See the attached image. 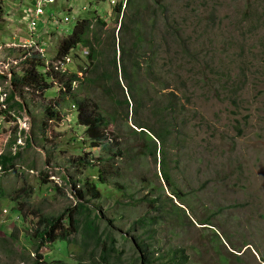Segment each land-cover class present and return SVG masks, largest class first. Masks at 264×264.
Wrapping results in <instances>:
<instances>
[{
    "label": "rangeland",
    "instance_id": "rangeland-1",
    "mask_svg": "<svg viewBox=\"0 0 264 264\" xmlns=\"http://www.w3.org/2000/svg\"><path fill=\"white\" fill-rule=\"evenodd\" d=\"M165 2L189 39L183 109L172 115L173 134L167 144L171 179L187 197L185 206L179 205L162 181L159 157L156 164L149 152L150 133L131 132L123 117L125 108L115 107L98 87L78 82L74 96L89 98L108 118L115 115L117 120L111 121L107 132L115 146L112 150L91 148L72 96L62 101L60 85L52 78L40 80L39 87L12 81L22 78L35 60L44 63L38 69L41 73L51 69L47 61L61 57V41L84 20L101 19L118 34L114 10L122 6L120 23L127 0H60L48 15L56 13L69 24L55 29L51 37L41 28L48 43L43 52L46 58L26 61L21 49L9 47L28 32L23 24L32 12V1L0 3V155L17 157L14 168H0V264L42 262L32 253L29 241L34 229L43 217H58L74 209L81 181L95 180L102 167L100 158L107 157L125 168L121 179L125 189L111 181L105 193L111 195L105 206L115 223L111 231L124 250L121 264H134L136 259L122 237L132 240L127 231L145 215L140 200L161 187L184 210L181 221H164L158 227L157 239L164 251L183 250L191 264H264V0ZM79 47L70 55L74 63L68 72L82 79L92 77L91 70L84 72L89 51ZM164 57L161 53L157 64ZM45 83L52 88L43 89ZM47 107L56 112L55 117ZM137 119L158 128L147 110ZM128 124L140 131L133 121ZM18 210L22 211L19 217ZM70 239L68 244L47 242L40 253L44 261L78 264L84 254L81 237L72 231ZM84 264L100 262L93 259Z\"/></svg>",
    "mask_w": 264,
    "mask_h": 264
},
{
    "label": "trees",
    "instance_id": "trees-1",
    "mask_svg": "<svg viewBox=\"0 0 264 264\" xmlns=\"http://www.w3.org/2000/svg\"><path fill=\"white\" fill-rule=\"evenodd\" d=\"M3 1L0 0V3ZM121 8L122 6H118L114 10L118 17V34L116 29H108L107 24L101 19L84 20L77 24L70 36L61 41L58 50L61 57L74 54L81 45L88 49L89 56L85 60L88 69L84 72L86 75L91 70L92 77L86 76L82 79L73 72L51 73L48 70L41 73L38 69L44 68V63L35 60L37 62H29L30 70L26 69L22 78H13L12 81L15 85L39 87L40 80L48 81L52 78L60 85L58 93L62 101L65 102V98L72 96L70 98L75 105L73 108H77L79 114L78 123L85 127L86 136L92 141L91 148L103 146L112 150L115 146L107 132L111 121L117 120L115 115L108 118L89 98L81 99L74 96L78 82L81 85L87 83L98 87L115 107L125 108L123 117L131 132L138 136H147L150 133L153 146H148L149 152L156 164L159 157L162 181L179 205L185 206L187 197L174 186L171 179L167 144L173 134L172 115L183 109L182 96L187 87L184 73L189 64V39L183 35V29L178 21L169 14L165 0H127L123 19L119 23ZM161 53H164L165 57L157 64ZM169 76L172 79L167 78ZM52 86L45 83L43 89L48 90ZM146 110L152 114L157 129L137 119ZM47 111L49 115L55 117L56 112L52 108L47 107ZM129 120L133 121V125L140 131L133 129L128 124ZM15 159L17 157L11 155H0L1 170L14 168ZM100 160L102 167H98L96 179L85 178L81 181L80 190L75 191L77 206L69 209L70 212L67 214L63 213L58 217L45 216L39 221L29 241L33 246L32 253L42 262L35 261L33 264H48L44 261V255L40 254L42 247L47 242L70 243L72 231L80 235L79 246L84 251L79 257L78 264L93 259H97L100 264L116 262L121 264L124 250H121L119 242L117 243L113 237L111 224L115 225L114 219L108 214L109 207L105 208L111 195L105 193L111 181L119 188L125 189L124 183L121 182L125 176V168L122 163L119 168L110 157ZM157 191L148 193L140 200L146 212L127 231V234L133 236L132 240L122 237L132 247L131 251L136 256L134 264H191L185 251L166 252L162 242L157 239L158 227L164 221L170 222L175 219L181 221L184 215V210L166 197L163 187ZM92 199L95 201L94 205H90ZM133 199L134 196L131 195V200ZM21 212L18 210L17 216ZM106 221L110 225L106 224ZM54 264L64 263L58 261Z\"/></svg>",
    "mask_w": 264,
    "mask_h": 264
},
{
    "label": "built area",
    "instance_id": "built-area-1",
    "mask_svg": "<svg viewBox=\"0 0 264 264\" xmlns=\"http://www.w3.org/2000/svg\"><path fill=\"white\" fill-rule=\"evenodd\" d=\"M23 1V0H22ZM30 1V0H26ZM33 9L32 12L27 14V18L24 22V26L28 28V32L25 35V38L16 44L17 42L11 43L9 48H18L23 51L22 61L28 59L37 58L45 59L46 55H43V52L47 49L48 43L45 40L44 35L51 37L52 32L55 29H58L61 25H68L69 20H58L56 13L48 15V10L56 7L60 0H31ZM41 28H46V32L43 35L41 33ZM28 34L30 39L27 40ZM81 46L79 47V49ZM82 50V48H81ZM84 56H87V52L83 50ZM74 63L73 59L70 56L63 57L55 61H47L48 69L52 68L56 71L62 70L63 72L69 71V65Z\"/></svg>",
    "mask_w": 264,
    "mask_h": 264
},
{
    "label": "bare ground",
    "instance_id": "bare-ground-1",
    "mask_svg": "<svg viewBox=\"0 0 264 264\" xmlns=\"http://www.w3.org/2000/svg\"><path fill=\"white\" fill-rule=\"evenodd\" d=\"M31 11H32V10H31ZM57 19L60 20L61 18L58 16ZM52 33H53V32H52ZM28 39H30V36H29ZM28 39H27V40H28ZM78 47H79V46H78ZM63 57H67V56H62V57H60V58L57 57V58H55V60H59V59H61V58H63ZM48 71H50L51 73H58V72L65 73V72H63L62 70L56 71L55 69H52V68L49 69ZM67 72H68V71H67Z\"/></svg>",
    "mask_w": 264,
    "mask_h": 264
}]
</instances>
